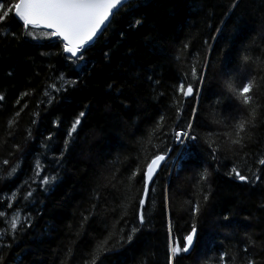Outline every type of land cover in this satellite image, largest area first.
Returning <instances> with one entry per match:
<instances>
[{"label": "trees", "instance_id": "1", "mask_svg": "<svg viewBox=\"0 0 264 264\" xmlns=\"http://www.w3.org/2000/svg\"><path fill=\"white\" fill-rule=\"evenodd\" d=\"M129 3L130 7L111 19L107 31L86 47L85 59L77 64L65 59L63 44L55 38L0 39V94L5 96L0 101V211L9 220L18 216L20 227L11 250L3 252L7 264H61L69 249L68 264H80L82 252L125 222L116 223L123 211L121 205L128 202L127 177L138 163L143 166L146 152L163 149L159 139L147 143L149 133L160 115L166 117L163 131L176 119L172 97L179 95L176 89L184 71L192 64L199 70L201 63H211L200 99L199 131L212 141L216 137L211 133L221 127L214 120L236 114L231 110L235 101L215 102L225 74L230 73L227 78H235L237 83L249 75L250 67L238 71L240 57L249 45L251 54L264 57V0H241L232 12V0ZM137 19L142 21L140 25H135ZM5 23L17 34L22 31L12 16ZM217 27L222 33L215 31ZM185 43L188 47L181 55ZM61 74L63 81L59 80ZM51 83H62L67 90L52 93L55 99L45 96ZM25 92L29 95L23 96ZM256 95L264 102V89ZM194 104L193 97H188L183 105L185 113ZM21 109L18 123L9 129L8 121ZM80 112L85 115L79 117ZM77 118L81 123L68 137ZM255 132L260 143L254 149L264 150V125ZM66 139L69 143L64 151ZM168 143L171 145L170 140ZM204 147L183 158L175 148L168 153L157 173L156 191L150 192L154 199L145 205L147 223L133 245L109 253L104 264H167L168 217L162 206L163 189L168 186L172 193L173 237L182 241L193 222L185 201L196 199L188 177L205 166L212 172L211 195L195 221L196 250L188 258H178L179 264H201L205 253L225 249L239 248L243 254L245 232L258 241V247L249 252L264 257L259 247L264 241V209L259 207L264 200V182L253 187L234 175H225L232 161L213 162ZM61 152L63 159H54ZM4 159L8 165L2 163ZM37 161L43 169L40 176L57 177L50 185H41L36 177ZM237 163L245 174L244 164ZM12 167L17 171L9 175ZM177 167L183 170L178 173ZM216 168L218 172L213 171ZM141 187L137 175L135 189ZM29 191L31 197L27 196ZM97 193L100 200L94 199ZM94 204L98 205L96 214L81 227L83 216L93 212ZM224 215L230 217V224L222 220ZM125 219L136 222L131 210ZM221 224L229 226L222 228ZM7 227L0 223V229ZM5 239L11 242L10 236Z\"/></svg>", "mask_w": 264, "mask_h": 264}, {"label": "snow or ice", "instance_id": "2", "mask_svg": "<svg viewBox=\"0 0 264 264\" xmlns=\"http://www.w3.org/2000/svg\"><path fill=\"white\" fill-rule=\"evenodd\" d=\"M132 2L134 3L135 0H132ZM240 2L241 0H232L229 12L235 10ZM130 6L129 0H0V39L8 37L21 40L55 38L58 41H62L63 53L67 54L65 59L71 60L72 64H77L78 61L85 59V46L93 45L98 39V33L102 36L103 32L107 31L110 18L115 17L122 9ZM9 16L16 18L20 24L22 31L19 34L11 31L10 24L5 23ZM141 23L142 21L139 19L135 21V25H140ZM37 29L46 30L43 37L35 34ZM215 31L222 33V29L219 27ZM261 31H264V26H262ZM213 39H216V37H213ZM250 46L244 48L238 69L239 72H243L250 67L251 72L249 75L243 77L237 83L235 78H227L230 73H226V78L221 85V92L216 96L215 102L217 105L224 101H235V103L231 104V110L236 114L214 120V123L221 126L220 130L211 133L216 137L215 140H206L199 131L202 127L200 99L201 94L205 90L204 85L208 79L211 63H201L199 70L195 64H192L184 71L183 79L179 82L176 89L179 95H173L172 97L176 119L168 131H163L166 117L160 115L149 133L147 143L151 144L152 138L159 139L160 143L164 145L163 149L161 150L156 145H152L157 147V151L154 153L146 152L143 166L141 167L138 163L135 166V170L127 177L125 200L128 202L121 205L123 211L116 223L125 222L115 231H108L107 235L98 240L90 250L82 252L80 254V264H104V259L109 253L118 252L126 246L133 245L137 239V234L142 231L143 226L147 223L145 205L146 202L154 199V197L150 196V192L155 193L156 191L154 185L159 180L157 173L161 169L162 163L168 158V153H172L174 148L178 157L183 158L184 156H191L193 149L206 145L202 150L207 152L211 161L216 163L229 159L232 161L231 167L224 173L225 175L229 177L234 175L239 181L253 187L258 182H264V150L260 148L254 149V146L260 143L256 138L255 130L264 125V102H261L256 95L258 90L264 89V57L251 54ZM187 47L188 44L185 43L180 50L181 55ZM176 59L179 60L180 55H177ZM8 74L11 75V73ZM147 79L151 81L152 76L149 75ZM59 80H64L62 74ZM186 81L187 83H185ZM154 83L159 84L160 81L155 80ZM111 87L112 85H109V88ZM66 90L62 83H51L46 86L44 95L55 99L52 93ZM22 95L27 96L29 93L25 92ZM160 95H163V93H160ZM188 97H193L195 104L185 113L183 105ZM4 100L5 96L0 94V101ZM16 103H19V100ZM24 107H27V105L25 104ZM22 110L17 111L15 116L8 121L9 129H12L18 123L17 118L21 115ZM84 115V112L79 113V117ZM181 117H183V120H181ZM80 123L79 118L73 122L67 132L68 137H71L76 132ZM30 137L31 132L29 131ZM165 137L168 139H164ZM169 140L171 145L168 143ZM64 143V151H67L69 140L66 139ZM17 150H19L18 146ZM54 159L62 160L63 152H61L59 157H54ZM137 160H140L139 155ZM237 161L244 164L245 174H242ZM2 163L8 165L9 161L4 159ZM164 167L167 168V165L165 164ZM42 170L40 162L37 161L35 175L39 177L41 185L47 186L55 181L57 177L40 176ZM176 170L179 173L183 169L177 167ZM16 171L17 168L12 167L9 175L14 174ZM213 171L218 172L219 169L216 168ZM137 175H140V183L142 184L139 190L135 189ZM169 176H171V172H169ZM211 176L212 172L209 167L205 166L202 170H197L192 176L188 177L192 182L193 195L196 199L185 201L189 205L187 211L193 222L188 233L183 236L182 241L175 240L173 237V196L169 187H164L162 206L168 217L167 264H179L178 258H188L196 250L198 228L195 221L201 215L202 205L206 206L209 201ZM132 192H135L134 196L131 195ZM12 196L14 197L15 193H12ZM27 196L31 197L32 192L29 191ZM94 199L100 200L101 197L97 193ZM7 206L11 207L12 205L8 204ZM97 207L98 205L94 204L93 212L83 216L81 227L83 223H87L91 216L96 214L95 209ZM259 207L264 209V200L261 201ZM130 210L136 222L126 221L125 218L130 214ZM245 219L248 218L245 217ZM18 220L19 217L16 215H13L9 220L6 213L0 211V223L8 225L7 228L0 229V264H7V257L3 255V252L4 250H11L13 243L17 240L16 233L20 230ZM222 220L230 224L228 215H224ZM228 226V224H221L222 228ZM9 236L11 237V242H7L5 239ZM244 238L247 243L242 249L243 254H241V249L239 248L221 250L212 255L205 253L201 264H264V257H259L256 253L249 252L250 248L258 247L256 238L247 232H245ZM221 243L223 244V241ZM259 247L261 251H264V241L259 242ZM70 253L71 249H69L66 258L61 261V264H68L67 256Z\"/></svg>", "mask_w": 264, "mask_h": 264}, {"label": "rangeland", "instance_id": "3", "mask_svg": "<svg viewBox=\"0 0 264 264\" xmlns=\"http://www.w3.org/2000/svg\"><path fill=\"white\" fill-rule=\"evenodd\" d=\"M44 33H45V31L42 30V29H37V30H35V34H36L37 36H41V37H43Z\"/></svg>", "mask_w": 264, "mask_h": 264}, {"label": "water", "instance_id": "4", "mask_svg": "<svg viewBox=\"0 0 264 264\" xmlns=\"http://www.w3.org/2000/svg\"><path fill=\"white\" fill-rule=\"evenodd\" d=\"M129 1H131V0H129ZM111 19H112V18H110V21H111ZM42 30H44V29H42ZM45 31H46V30H45ZM102 31H103V30H102ZM99 35H100V34L98 33V36H99ZM86 46H88V45H86ZM86 46H85V47H86Z\"/></svg>", "mask_w": 264, "mask_h": 264}, {"label": "bare ground", "instance_id": "5", "mask_svg": "<svg viewBox=\"0 0 264 264\" xmlns=\"http://www.w3.org/2000/svg\"><path fill=\"white\" fill-rule=\"evenodd\" d=\"M99 36H100V35H99ZM99 36H98V37H99ZM61 42H62V41H61ZM88 46H90V45H88ZM88 46H86V47H88ZM86 47H85V48H86ZM66 55H67V54H66ZM161 166H162V165H161ZM158 172H159V171H158Z\"/></svg>", "mask_w": 264, "mask_h": 264}]
</instances>
